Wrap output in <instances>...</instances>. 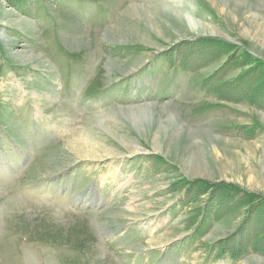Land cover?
Wrapping results in <instances>:
<instances>
[{"label": "rangeland", "instance_id": "1", "mask_svg": "<svg viewBox=\"0 0 264 264\" xmlns=\"http://www.w3.org/2000/svg\"><path fill=\"white\" fill-rule=\"evenodd\" d=\"M263 77L264 0H0V264H264Z\"/></svg>", "mask_w": 264, "mask_h": 264}, {"label": "trees", "instance_id": "2", "mask_svg": "<svg viewBox=\"0 0 264 264\" xmlns=\"http://www.w3.org/2000/svg\"><path fill=\"white\" fill-rule=\"evenodd\" d=\"M20 6H21V4H20ZM200 42H202L203 43V45H204V47H207V46H211V47H219V48H221L220 46H222L223 47V53H222V55L226 52V50H229V46L228 45H218V44H215V43H217V41H215V43H214V41L213 40H211V39H205L204 41H201L200 40ZM218 55H220L221 53H220V51L219 50H217V52H216ZM251 56V55H250ZM218 57V56H217ZM216 57V58H217ZM252 57V56H251ZM254 59H256L255 57H253ZM264 78V77H263ZM231 190H235L234 188H231ZM232 193H235V191L234 192H232ZM245 198V195L244 194H241L239 197H237L238 199H242V198ZM214 214H217L216 212H214Z\"/></svg>", "mask_w": 264, "mask_h": 264}, {"label": "bare ground", "instance_id": "3", "mask_svg": "<svg viewBox=\"0 0 264 264\" xmlns=\"http://www.w3.org/2000/svg\"><path fill=\"white\" fill-rule=\"evenodd\" d=\"M179 2H181V1H179ZM176 3H178V2H176ZM182 3V2H181ZM175 7V9H173L174 11H176V12H174V13H171L170 12V15L171 16H173V17H175L176 19H177V21H180V16H181V14H180V11H183L182 9H179L178 7H176V6H174ZM195 24V23H194ZM90 139V138H89ZM91 141V139L90 140H84L83 142H84V145L81 147V146H78V145H76V146H71L72 147V149H74V151L75 150H77V149H79V148H86L87 150L88 149H93L94 148V145H92L93 143H91L90 142ZM257 262V261H256ZM258 264V263H257Z\"/></svg>", "mask_w": 264, "mask_h": 264}]
</instances>
